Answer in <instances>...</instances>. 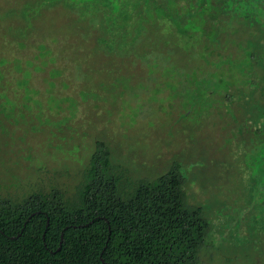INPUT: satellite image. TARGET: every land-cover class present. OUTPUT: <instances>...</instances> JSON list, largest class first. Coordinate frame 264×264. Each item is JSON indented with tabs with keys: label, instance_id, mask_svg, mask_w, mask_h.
<instances>
[{
	"label": "rangeland",
	"instance_id": "rangeland-1",
	"mask_svg": "<svg viewBox=\"0 0 264 264\" xmlns=\"http://www.w3.org/2000/svg\"><path fill=\"white\" fill-rule=\"evenodd\" d=\"M118 1L0 0V196L71 192L103 141L135 181L177 164L197 264H264L261 13L193 0L178 34L172 0Z\"/></svg>",
	"mask_w": 264,
	"mask_h": 264
},
{
	"label": "trees",
	"instance_id": "trees-1",
	"mask_svg": "<svg viewBox=\"0 0 264 264\" xmlns=\"http://www.w3.org/2000/svg\"><path fill=\"white\" fill-rule=\"evenodd\" d=\"M191 1L172 0L178 17L172 27L178 34ZM118 2L138 6L140 0ZM198 4L204 26L205 18L218 21L221 15L210 9L208 16L205 7L225 4L245 22L254 10L264 19V0ZM74 183L71 192L50 186L20 197L0 196V264H197L209 224L200 206L188 204L177 164L152 180L135 181L126 168L112 162L108 145L96 141Z\"/></svg>",
	"mask_w": 264,
	"mask_h": 264
},
{
	"label": "flooded vegetation",
	"instance_id": "flooded-vegetation-1",
	"mask_svg": "<svg viewBox=\"0 0 264 264\" xmlns=\"http://www.w3.org/2000/svg\"><path fill=\"white\" fill-rule=\"evenodd\" d=\"M210 22H216L215 20H213V19H210V18H208L206 21H205V26H204V28H206V29H210V27L208 26V24L210 23ZM210 25V24H209ZM211 26V25H210ZM234 58V57H233ZM236 75L238 76L239 75V73H236ZM230 82H231V80H230ZM233 86H235V84H231V87H233Z\"/></svg>",
	"mask_w": 264,
	"mask_h": 264
},
{
	"label": "water",
	"instance_id": "water-1",
	"mask_svg": "<svg viewBox=\"0 0 264 264\" xmlns=\"http://www.w3.org/2000/svg\"><path fill=\"white\" fill-rule=\"evenodd\" d=\"M62 237H63V235L61 234V235H60V242H59V245L61 244ZM57 250H59V248H58Z\"/></svg>",
	"mask_w": 264,
	"mask_h": 264
}]
</instances>
